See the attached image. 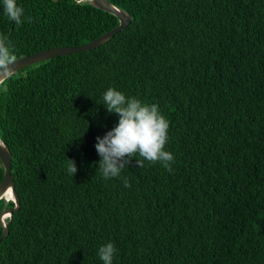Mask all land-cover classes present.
Here are the masks:
<instances>
[{
	"label": "trees",
	"instance_id": "trees-1",
	"mask_svg": "<svg viewBox=\"0 0 264 264\" xmlns=\"http://www.w3.org/2000/svg\"><path fill=\"white\" fill-rule=\"evenodd\" d=\"M109 1L131 16L127 27L0 85V141L19 199L0 264H103L109 242L112 264H264V0ZM16 3L20 25L0 0V36L16 58L118 25L88 1ZM109 87L158 105L171 171L137 167V154L118 177L101 175L96 137L118 122L104 106ZM13 206L0 199V212Z\"/></svg>",
	"mask_w": 264,
	"mask_h": 264
},
{
	"label": "clouds",
	"instance_id": "clouds-1",
	"mask_svg": "<svg viewBox=\"0 0 264 264\" xmlns=\"http://www.w3.org/2000/svg\"><path fill=\"white\" fill-rule=\"evenodd\" d=\"M83 2L84 0H77V3ZM3 7L9 20L16 25L23 22L24 9L16 0H3ZM27 20L31 23L32 17H27ZM15 61L16 56L10 42L6 37L0 36V75L7 73L10 76L13 70L11 65ZM3 84L4 80L0 79V85ZM103 101L107 112L118 116V122L102 137H96L95 148L100 157L98 167L101 175L105 179L118 177L121 170L128 166L137 154L143 158L135 159L137 167H143L145 160L150 163L159 161L171 171L174 157L165 150L169 122L161 114L158 105L143 103L136 97H126L112 87L104 92ZM66 170L72 177L77 172L73 159L67 158ZM124 186L131 187L126 178ZM115 252L116 248L111 242L101 245L98 249L103 264H112Z\"/></svg>",
	"mask_w": 264,
	"mask_h": 264
},
{
	"label": "water",
	"instance_id": "water-1",
	"mask_svg": "<svg viewBox=\"0 0 264 264\" xmlns=\"http://www.w3.org/2000/svg\"><path fill=\"white\" fill-rule=\"evenodd\" d=\"M88 1L95 7L116 16V18L118 19V25L104 32L95 39L78 46H56L18 57L16 58V61L11 65L13 69L12 73L26 65L38 61H42L51 57L68 55L81 50H90L96 48L101 44H103L104 42H106L107 40H109L112 36H114V34L123 30L131 22V16L125 10L113 5L109 0H88ZM7 76H9L7 73L0 75V79L4 80ZM11 158H12L11 153L6 148L5 144L2 141H0V161L3 166V179L0 183V199L3 198L5 199V201H7L9 198H7L6 193L10 192L11 194L10 197L12 198L9 200H11L14 204L12 208H5L0 212V225L2 227V234L0 236V241L8 233L6 227V221H4V219L7 216L9 217L11 213L14 210L18 209L19 207V199L14 188L13 177L11 174Z\"/></svg>",
	"mask_w": 264,
	"mask_h": 264
},
{
	"label": "bare ground",
	"instance_id": "bare-ground-1",
	"mask_svg": "<svg viewBox=\"0 0 264 264\" xmlns=\"http://www.w3.org/2000/svg\"><path fill=\"white\" fill-rule=\"evenodd\" d=\"M7 194V198H9V199H11L12 197H10L11 196V194H10V192L9 193H6ZM8 199V200H9Z\"/></svg>",
	"mask_w": 264,
	"mask_h": 264
},
{
	"label": "rangeland",
	"instance_id": "rangeland-1",
	"mask_svg": "<svg viewBox=\"0 0 264 264\" xmlns=\"http://www.w3.org/2000/svg\"><path fill=\"white\" fill-rule=\"evenodd\" d=\"M88 0H84V2H87ZM89 2V1H88ZM90 3V2H89ZM117 7V6H116ZM119 8V7H118ZM49 49V48H48ZM40 51V50H39ZM37 52V51H36ZM16 72V71H15ZM14 73V72H13ZM12 73V74H13ZM4 221H6V219H4Z\"/></svg>",
	"mask_w": 264,
	"mask_h": 264
}]
</instances>
